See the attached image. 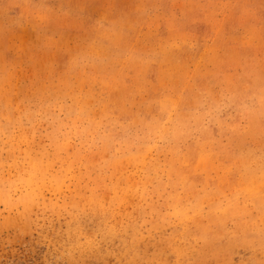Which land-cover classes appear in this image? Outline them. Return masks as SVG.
I'll return each instance as SVG.
<instances>
[{
    "label": "rangeland",
    "instance_id": "374dc122",
    "mask_svg": "<svg viewBox=\"0 0 264 264\" xmlns=\"http://www.w3.org/2000/svg\"><path fill=\"white\" fill-rule=\"evenodd\" d=\"M0 264H264V0H0Z\"/></svg>",
    "mask_w": 264,
    "mask_h": 264
}]
</instances>
